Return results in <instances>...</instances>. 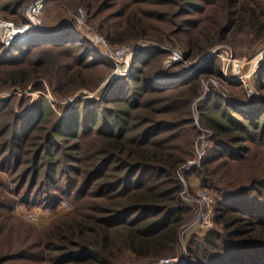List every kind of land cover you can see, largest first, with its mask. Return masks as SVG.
Instances as JSON below:
<instances>
[{
	"label": "trees",
	"instance_id": "obj_1",
	"mask_svg": "<svg viewBox=\"0 0 264 264\" xmlns=\"http://www.w3.org/2000/svg\"><path fill=\"white\" fill-rule=\"evenodd\" d=\"M30 1L0 0V19L22 24L21 9ZM73 2L113 46L177 43L189 60L240 36L249 49L264 40V0ZM59 3L49 0L44 9ZM162 57L137 54L128 74L98 100L79 101L63 116L42 97L22 114L10 105L15 96L0 104V172L8 183L0 187V264H118L126 253L135 264H151L173 254L178 228L191 213L176 173L190 155V105L200 92L194 77L154 85L150 68ZM111 69L71 23L60 33L34 29L25 43L0 46V92L47 87L67 97L94 91ZM198 72L221 80L217 59ZM263 81L261 70L260 91ZM225 83L244 98L234 91L240 83ZM236 105L216 93L200 103L199 120L213 134L195 173L200 187L217 196L215 228L188 240L186 264H264V169L254 164L264 155V91L261 112ZM231 165L244 172L241 178L225 176ZM62 203L70 210L43 229L12 214L18 205L53 210ZM14 227L21 233H10Z\"/></svg>",
	"mask_w": 264,
	"mask_h": 264
},
{
	"label": "rangeland",
	"instance_id": "obj_2",
	"mask_svg": "<svg viewBox=\"0 0 264 264\" xmlns=\"http://www.w3.org/2000/svg\"><path fill=\"white\" fill-rule=\"evenodd\" d=\"M77 8H82V11L86 12L85 8L82 5H79V4L74 5V2L72 3V0H64V1L61 0V3H59L58 7L53 5L52 7L50 6V8L48 9L43 8L41 18H42L44 30L55 32L56 31L55 28L58 25H62L61 30H64L68 23H71L73 27L77 28V26L71 21L72 13ZM20 16L23 19L22 9L20 12ZM86 23L92 29L94 33L103 36L97 31V29L93 25L87 22V15H86ZM137 42L141 43L142 48H148L151 46V44H153V45H157L158 47H161V49H164V51H160L156 53L151 52V53H154V55L155 54L163 55V57L159 59L158 61L155 60L152 63V67L150 68L151 72L149 75V79H151V77H154V78L157 77V79H159L156 81H153L151 79L154 82V85H162V84L169 85L172 83L173 84L180 83L186 77H194L195 79H198L200 94H199V97H197V99H195L190 105V115L193 120V123H192L193 129H189L188 131V135H187L188 139H187V144L185 146V148L187 147V150L190 151V155L186 158L184 163L192 157L195 143L200 134L199 129L203 131H208L209 133L213 134L212 132L213 130L209 128L208 126L202 125L201 121L199 120L200 103L208 99L211 93L212 94L216 93L220 95L225 101H228L229 103H233L235 106H238L236 104H240L242 105L241 107H246L242 109L247 113L256 114V113L261 112V108L257 110L256 107H259L260 105L261 97L263 95L264 90L260 91L257 88L256 79L260 71L264 70V61L260 65L259 70L256 72V74H254V76L251 77V84L253 86L255 94L249 97L246 91L244 90L243 86L240 84L242 89L239 90V88H237L234 91L244 95V98L242 97V99L240 98L236 99L235 95H233L231 92L233 90H231L227 86V83H225V81H229L226 79L225 75L227 76V74H229V68H230V67L225 68V65H226L225 57L232 56L238 60L245 61L255 56L260 50L264 48V40L249 49L248 38L246 36H240L236 39L235 43H232V44L224 43L221 45H216L210 48L207 52L193 59H189V60L187 59L185 49L177 43L157 44L154 41L147 40V39L138 40ZM137 42H134V43H137ZM132 44H129V45H132ZM167 49L176 50V51L181 52L183 54L182 61L178 63H174L171 66L165 67L167 63L166 61L167 56H168V53L166 52ZM144 52L150 53V51H146V50L141 51L140 53H144ZM207 54L212 55V59H217L219 73L221 74V80H219L218 78L214 76L204 75L198 72L204 63L200 66L196 64L199 63V61H201L200 59H202ZM112 69L110 73L100 83L99 87L96 88L94 91L79 90L77 92L72 93L71 95L67 97L61 98L56 95H53L51 91L49 90V88L47 87H46V91H42V90L32 91L29 86L25 90H18V89L10 88V89L0 92V104H3V102L6 99H8L10 96H15L17 99L13 101V103L10 105L11 107L13 105V109L15 113L22 114L21 110L23 107L30 108L32 106V101H35L38 98L42 97L45 100V102H47V104L50 105L51 110L54 111L56 115L63 116L72 107V105L76 104L77 102H78L77 104L79 105V101H82L84 99L98 100L102 96L104 91H106L108 88V84L105 82L108 81V77L112 73ZM244 71H245V68L243 69V72ZM262 83H263L262 85H264V81ZM23 97L27 99H25V101L20 100ZM36 106H38V108H42L45 105H44V102H37ZM252 107H255V108H252ZM255 110L257 111L254 112ZM88 116H91V114H89ZM7 133L8 132L6 131L5 139L9 135V133L8 134ZM210 146H211V143L208 141L207 149L210 148ZM254 164L259 169H264V155L262 159H260L259 163L254 162ZM224 174L225 176H232L237 179L236 175H238L241 178L244 172H242V170L239 169L238 165H231L230 167H228V170ZM189 184L191 185V187H196L199 185V180H198L196 173H194L193 175L189 177ZM0 187L3 189L8 188L7 177L4 173H1V172H0ZM182 189L183 187L181 186V191L179 194L180 199H182V196H181ZM207 190L213 196V205H212V208H213L214 203L217 200V196H215L214 192L210 191L209 189ZM192 192H193L192 190L191 192H189L190 194L189 197L194 196V193ZM12 210H13L12 214L15 217L20 218L21 220L25 221L26 223L32 225L35 228L43 229L49 225L50 221L53 218L68 212L70 210V205L67 203H62V204H59L53 210H43V209H39L36 207L29 209L25 206L18 205V206H14ZM190 211L192 213V216L190 215L191 214L190 213L188 215L187 222H184V224L180 225L178 228V231H177L178 232V237H177L178 242H177L175 251H173L172 255L166 256V257H174V256L179 255L182 252L183 247H185V250H186V244H188L189 239H191L192 237H195L196 239H200L202 236L206 234V233H202L201 235H196L192 233V231H190L191 229H188L185 232L183 231V226L188 224L195 217V211L193 210V208H191ZM213 228H215L214 222H213ZM10 233H13L16 235V233H21V232L20 230H17V228L14 227V229H12ZM166 257H163V258H166ZM131 260H132L131 253H126L118 264H135L131 262Z\"/></svg>",
	"mask_w": 264,
	"mask_h": 264
},
{
	"label": "built area",
	"instance_id": "obj_3",
	"mask_svg": "<svg viewBox=\"0 0 264 264\" xmlns=\"http://www.w3.org/2000/svg\"><path fill=\"white\" fill-rule=\"evenodd\" d=\"M49 0H31L22 9V17L24 22L20 25L6 20L0 19V46L8 48L13 45H20L26 42L27 34L34 29L44 30L41 14L44 5ZM71 21L79 29L82 36L90 43L97 54L105 61L109 62L113 69L112 73L108 77V81L105 83L111 84L118 79L126 76L129 72L132 59L141 51L160 52L164 51L161 47L151 44L148 48H142L141 43L137 42L132 45L113 46L110 45L107 40L92 31V29L86 23V14L82 11V8H77L73 11ZM168 53L167 63L165 67L171 66L174 63L181 62L183 54L176 50H166ZM212 55H205L199 63L200 66L208 59H211ZM225 68H229V74L225 75L226 79L232 82L240 83L247 95L251 97L254 93L253 86L251 84V77L259 70L260 65L264 61V48L260 50L255 56L241 61L232 56L225 57ZM245 71L243 72V69ZM226 73V72H225ZM153 81L159 80L151 77ZM199 137L195 143L192 157L183 163L177 170V177L183 187L181 196L182 203L188 207L193 208L195 211V217L185 226L183 231L191 229L192 233L201 235L207 233L213 228V196L207 189L201 188L199 185L191 187L189 184V177L200 169L202 162L206 156L208 141L212 136V133L199 129ZM193 191L194 196L189 197V192ZM183 232V233H184ZM187 253L185 247L182 252L174 257L162 258L151 264H186Z\"/></svg>",
	"mask_w": 264,
	"mask_h": 264
},
{
	"label": "crops",
	"instance_id": "obj_4",
	"mask_svg": "<svg viewBox=\"0 0 264 264\" xmlns=\"http://www.w3.org/2000/svg\"><path fill=\"white\" fill-rule=\"evenodd\" d=\"M61 28H62V25H58L55 29H56V31L54 32V33H60L62 30H61Z\"/></svg>",
	"mask_w": 264,
	"mask_h": 264
}]
</instances>
